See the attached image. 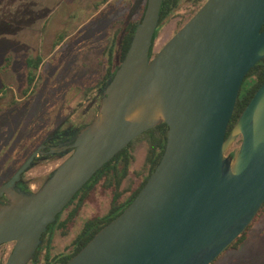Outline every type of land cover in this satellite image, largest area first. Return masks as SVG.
<instances>
[{
  "label": "water",
  "instance_id": "water-1",
  "mask_svg": "<svg viewBox=\"0 0 264 264\" xmlns=\"http://www.w3.org/2000/svg\"><path fill=\"white\" fill-rule=\"evenodd\" d=\"M163 5L147 0L94 121L71 144L52 148V155L73 153L43 187L17 189L45 144L0 187V248L14 245L6 264L34 262L76 195L162 124L168 142L147 184L67 264H213L259 215L264 84L227 135L243 83L264 60V0H208L154 56ZM239 138L238 152L227 156Z\"/></svg>",
  "mask_w": 264,
  "mask_h": 264
},
{
  "label": "rangeland",
  "instance_id": "rangeland-1",
  "mask_svg": "<svg viewBox=\"0 0 264 264\" xmlns=\"http://www.w3.org/2000/svg\"><path fill=\"white\" fill-rule=\"evenodd\" d=\"M145 1L0 0V72L8 56H13L12 66L0 74V88L4 87L0 94V186L53 131L76 133L94 121L104 96L100 82L112 63L118 62L126 26L140 18ZM200 1L183 0L161 24L154 56L199 11L204 4ZM28 57H39L43 63L36 71L35 85L25 95L30 88ZM32 61L35 66L37 61ZM241 143L239 138L227 156L236 155ZM148 150L147 136L133 146L134 159L121 187L127 190L125 198L141 182L137 174L144 169ZM70 155H40L21 187L39 191ZM113 194L105 178L82 203L66 210L61 217V222H67L65 228L48 231L37 262L46 264L72 253L84 224L109 213ZM13 249V244L0 248V264H6ZM215 264H264V219L242 249L228 251Z\"/></svg>",
  "mask_w": 264,
  "mask_h": 264
},
{
  "label": "trees",
  "instance_id": "trees-1",
  "mask_svg": "<svg viewBox=\"0 0 264 264\" xmlns=\"http://www.w3.org/2000/svg\"><path fill=\"white\" fill-rule=\"evenodd\" d=\"M183 0H164V5L161 11V21L159 25V29L161 24L169 17L171 16L175 10L178 8L179 4ZM206 0H201L199 3H204ZM147 5V0L145 1L143 12L140 16V18L134 20L133 22H129L126 26V32L124 34L123 39L121 40L120 45V56H119V65L117 69L120 67L122 62L125 60L127 53L131 47V44L133 42L134 34L136 31V28L140 21L143 18L145 9ZM159 29L157 30L155 39H157V35L159 32ZM13 62V56L10 54L8 58L6 59V65L4 68H2L0 74L1 76L4 74L3 71L5 69L8 70L12 66ZM41 61L38 60L33 66L34 63L29 62L28 66L30 68L29 73V86L30 88L25 91V95H28V92L31 90V88L34 86L37 75L36 71L39 70ZM117 69H109L105 78V88L108 86V84L113 79ZM1 81V80H0ZM264 84V60H262L259 64H257L247 75L242 90L236 105V109L233 115V118L231 120V123L228 128V135L231 133L233 128L235 127L236 123L240 119L241 115L251 102V100L254 98L257 91L262 87ZM4 92V87L0 88V94ZM1 101V100H0ZM168 130L169 127L166 124H162L155 129L151 130L150 132L144 134L134 142H132L125 150H123L121 153H119L110 163H108L106 166H104L95 176L94 178L76 195L74 200L70 203V205L65 209L68 210L71 206H73L74 203L80 202L82 203L83 199L86 197L87 194L91 193L96 189V187L100 184V182L103 179H107L109 181V184L111 188H113V200H112V206L109 211V213L102 217V218H94L89 221H87L84 224V227L82 229L81 234L78 236L76 241L73 243V251L72 253L68 255H64L59 257L57 260L47 261L46 264H67L69 260H71L74 256H76L83 248L87 246V244L108 224H110L115 218H117L119 215L123 213V211L129 207L133 201L137 198L141 190L144 188V186L147 184L150 176L153 174V172L156 170L157 166L159 165L163 154L165 152L167 142H168ZM147 136L149 138V150L148 155L146 158L144 169L138 173L141 177V182L139 183L138 187L130 193V195L125 198L124 195L127 192L121 191V187L125 181V179L128 177L130 172V166L133 161V155H132V149L134 144L139 141L142 137ZM35 152V150L30 154V156ZM27 157V159L24 161L23 164L30 158ZM22 164V165H23ZM21 165V166H22ZM20 166V167H21ZM18 167L15 171V173L20 169ZM14 173V174H15ZM13 174V175H14ZM64 211V212H65ZM64 212L61 214L63 215ZM73 212L72 215L73 216ZM264 219V206L261 209L259 215L256 217L254 222L250 225V227L246 230V232L224 253L226 254L228 251H239L242 249V247L250 240L251 237V231L254 229V227L260 222V220ZM70 218L67 220L69 221ZM67 222H55L53 225L49 227V232L52 230V228L56 227H62L65 228ZM42 251V247L39 249L38 254L33 262V264H37V259L39 256V253ZM223 254V255H224ZM222 255V256H223ZM220 259V258H219ZM218 261V260H217ZM216 261V262H217ZM37 262V263H35ZM214 262L213 264H215ZM40 264V263H38Z\"/></svg>",
  "mask_w": 264,
  "mask_h": 264
},
{
  "label": "flooded vegetation",
  "instance_id": "flooded-vegetation-1",
  "mask_svg": "<svg viewBox=\"0 0 264 264\" xmlns=\"http://www.w3.org/2000/svg\"><path fill=\"white\" fill-rule=\"evenodd\" d=\"M208 0H206L205 2H204V4L207 2ZM203 4V5H204ZM203 5H202V7H203ZM201 7V8H202ZM200 8V9H201ZM199 9V10H200ZM192 19V18H191ZM39 57H34V58H29L28 57V60H27V67H28V72L30 73V68H29V66H28V64H29V62H33L32 60L33 59H35L36 61H37V59H38ZM39 60L41 61V63H40V66H39V69H40V67H41V65H42V59L41 58H39ZM118 64H119V60H118V62L115 64L114 62L112 63V65L110 66V69H117V67H118ZM105 78H106V76H105ZM105 78H104V80L103 81H101L100 83H101V87L103 88V90H102V92H101V95H103L104 94V91L106 90V88H105ZM28 82H29V77H28ZM35 85V84H34ZM103 98V97H102ZM101 98V99H102ZM60 128V127H59ZM59 128H57V129H59ZM84 128H82L81 130H79V131H77L76 133H74V132H72V131H68V132H65L64 134L62 133V132H57V130H55V131H53V133L52 134H50L49 136V138H47V140H48V142L46 143V139L40 144V146L41 145H43V144H45L46 145V149H44L43 150V152L45 153V155L44 156H46V157H48V156H54V155H63V154H54V155H52V154H50L49 152L52 150V148H63V147H65V146H67V145H69V144H71V142L78 136V134L83 130ZM39 146V147H40ZM73 153V150H70V151H68L67 153H64V154H72ZM2 186V185H1ZM0 186V187H1ZM17 189H19V190H21V191H24V192H26V193H29V192H32V190L31 189H25V188H23V187H21V183H19L18 185H17ZM4 202H3V204H7V203H10V201L7 199V198H5L4 200H3ZM63 215H60L59 217H58V219H57V221L56 222H58V223H61V217H62ZM47 234H48V232H47ZM46 234V235H47ZM46 235L44 236V242H43V245L45 244V241H46V239H45V237H46ZM78 238V237H77ZM76 238V239H77ZM76 241V240H75ZM74 241V242H75ZM73 242V243H74ZM7 245H9V244H7ZM42 245V246H43ZM4 246H6V245H4ZM3 247V246H2ZM13 251V250H12ZM31 263H33V261L31 262Z\"/></svg>",
  "mask_w": 264,
  "mask_h": 264
}]
</instances>
